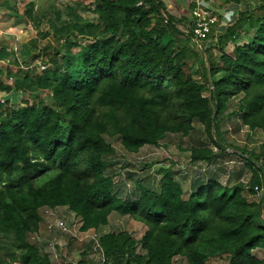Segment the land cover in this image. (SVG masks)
Instances as JSON below:
<instances>
[{
  "label": "trees",
  "instance_id": "16d2710c",
  "mask_svg": "<svg viewBox=\"0 0 264 264\" xmlns=\"http://www.w3.org/2000/svg\"><path fill=\"white\" fill-rule=\"evenodd\" d=\"M42 1L36 14L31 1L20 7L26 8L22 17L31 21L35 34L41 24L54 33L40 50L39 37L29 44L32 52L39 51L33 58L41 57L45 69L40 76L25 70L18 78L0 72V78L11 80L10 85L0 82L3 97L48 93L21 108L11 107L8 99L0 102V237L10 242L0 248V264H51L29 237L48 220V210L59 209L80 223L79 233L94 235L85 251L98 253L100 264H173L176 258L186 264H208L214 258L264 264L253 254L264 251V195L257 203L245 196V190L252 195L253 188L264 186L263 152L240 154L252 171L246 184L228 187L208 179L186 195L173 172L161 169L158 189L137 183V196L122 197L115 192L113 174L106 172L115 152L105 140L115 137L131 155L159 145L167 135L186 137L197 124L220 150H189L190 162L207 166L226 153L212 133L218 138L217 119L239 95L236 113L243 124L264 133V0L239 12L217 35L215 24L197 43L207 55V67L200 69L203 86L181 70L184 61L197 59L196 53L177 43L179 37L186 44L192 41L193 0H172L181 11L179 19L164 0H100L93 23L78 24L81 18L70 10L76 23L63 30L54 22L56 0ZM178 26H187L188 34ZM242 35L248 41L239 45ZM166 37L171 38L167 43ZM227 46L231 55L214 53ZM2 51L9 54L7 48ZM111 214L142 224V237H99L97 229L107 225ZM76 264L98 263L81 259Z\"/></svg>",
  "mask_w": 264,
  "mask_h": 264
},
{
  "label": "rangeland",
  "instance_id": "374dc122",
  "mask_svg": "<svg viewBox=\"0 0 264 264\" xmlns=\"http://www.w3.org/2000/svg\"><path fill=\"white\" fill-rule=\"evenodd\" d=\"M39 1V5L43 3V1ZM212 3L215 1L214 6L211 10L213 15L216 16V26L213 29L215 35L219 32V27L228 26L229 24L235 22L237 20V15L239 12L244 9L253 10L258 5L259 0H237L238 4L233 2H228L230 7L228 9L225 8L226 0H209ZM16 2H21L20 0H16ZM166 8L168 12L172 11L170 8V4L172 0H164ZM100 0H56L54 4L55 10L58 12V20H55V17H51L57 28L65 29L67 26H72L76 23L74 16L70 13V10L73 11V15L81 18V21L78 24H85L89 22H94L98 16L97 6L99 5ZM38 7V5L36 6ZM171 10V11H170ZM174 12V11H173ZM174 14V13H173ZM175 15H178L175 13ZM179 19V17H177ZM3 17L0 15V25L4 27V29L10 31L11 26L9 24L8 19L4 18V20H8L5 23H2ZM225 20V21H224ZM227 21V22H226ZM181 33L188 34V27L178 26ZM5 30H0V37L3 36ZM16 33L14 39L17 41L18 45L14 46V62L16 64H20L21 68L15 70L11 68L12 74L15 76L22 77L23 72L25 70L34 69L36 71V75L40 76L42 70L38 65L41 62L40 58H33L36 56L39 51L32 52L29 50L30 45L27 42L34 38L35 36L39 37L36 39L37 41V49L46 46V43L51 41L52 33L49 29L41 24L38 29V34H46V37L42 38L38 34H35L30 31V27H26L24 24H17L15 26V31L9 32L10 34ZM246 33L249 35L252 34L251 31L247 30ZM248 35H242V37L238 40L239 45H244L248 41ZM36 38V37H35ZM178 44L181 46L188 47L191 52L196 53L197 59L184 61L181 66V70L185 75L191 76L197 85H204L203 82L199 79L200 77V69L207 67V55L203 52L202 48L196 45L194 41H191L186 44V41L183 37H179ZM171 40L170 37H166L164 42L167 43ZM22 42H26L25 46L21 45ZM211 41H207L209 43ZM214 42V41H213ZM215 43V42H214ZM13 48V47H12ZM77 49H74L76 51ZM175 51V50H174ZM216 51V50H215ZM232 47L227 46L222 49L221 52H214L217 55L220 53L231 55ZM44 58V57H42ZM14 66V65H13ZM20 70L21 73H18ZM6 84H11V81H5ZM205 87V86H204ZM206 93L204 95H209V90L205 88ZM45 94V95H44ZM35 92L29 95V93L23 94H9L6 97L0 99V102L9 100V104L14 108H21L24 106V103H31L36 99H46V93ZM243 95H239L236 98H231L226 104V109L222 110V113L219 115L218 122V138L215 134L212 133L213 140H217L225 149L226 153H222V160H228L226 165L223 167L226 170L225 177L221 176L219 179L213 177V180H217L222 185H227L226 181H228V172L232 169L234 165L237 167H243L244 178H242V184H246L251 177V170L248 169L247 164L240 158V154L244 151L246 153L254 152L255 154H259L263 152L262 157L264 158V133L260 129L250 130L246 127L239 114L236 113L239 102ZM8 108V107H6ZM202 127L200 125L194 124V128L192 132H190L186 137H183L179 134L167 135L163 140L159 142L157 146H148V148L141 149L136 154H128L126 153L122 147L120 146L118 140L113 138L105 137V140L114 150V156L110 157L113 160V166L110 169H107L106 172L108 174H113V182L115 185V192L118 196H124L127 194H134L137 196V183L141 186L150 187L151 185L158 189L161 181L160 170H166L172 173V178L176 180L181 186L186 195L189 192V185L194 182L199 176L202 174L204 177H208L210 174H218L219 169H217L216 164L205 165L204 162H190V149L201 147H206L214 152L218 153L220 150L216 149L213 141H209L207 137L202 132ZM163 145V146H162ZM215 148V149H214ZM174 160V161H173ZM220 160V159H219ZM234 163H230V162ZM143 166V167H142ZM197 170V171H194ZM150 178V179H148ZM151 184L147 186L146 183ZM257 191H253L252 195L248 193V190H245V196L248 202L259 201L261 198L264 186L261 185L257 187ZM254 189V188H253ZM130 196V195H129ZM133 199V196L132 198ZM49 213V212H48ZM48 220H42L39 224V228L37 233L30 235L29 241L36 242L42 253L47 255L50 259L51 264H76L81 259H85L90 262L100 264L102 261L100 259V255L87 253L85 251V245L88 243L86 240L88 235L79 233L80 223L73 222V215L69 214L66 209H59L58 211H52L48 215ZM63 222L65 226H67L66 231H61L58 227H56L57 222ZM145 227L128 217H121L116 214H111L108 218V223L104 227H100L97 229V234L100 236L105 235L107 233L113 234H126L130 236L134 241H138L145 232ZM93 232L90 230V233ZM92 235V234H91ZM4 245H10V242L7 239L0 237V248ZM259 259H264V251L258 250L254 251ZM82 256L84 258H82ZM0 259L3 260V256H0ZM6 261V260H5ZM208 264H227V260L224 258H214L210 259ZM17 264V263H10ZM173 264H186L185 262L180 261L178 258L173 260Z\"/></svg>",
  "mask_w": 264,
  "mask_h": 264
},
{
  "label": "crops",
  "instance_id": "0c3cea01",
  "mask_svg": "<svg viewBox=\"0 0 264 264\" xmlns=\"http://www.w3.org/2000/svg\"><path fill=\"white\" fill-rule=\"evenodd\" d=\"M20 1L21 2H16V0H0V15H2V17H3L2 23H5L8 20H10L9 24L11 26L10 31H8V30L4 29V27L2 25H0V30H2V31L5 30V32H4L5 34L0 37V50H1V48H4V49L7 48V50L9 51V54L4 53V51L0 52V72L3 75H5L7 72L11 71V68L18 70L21 68L20 66H22L20 64V62H19V64H16L14 62V60H15L14 54L15 53H14L13 49H14V46L16 47V45H18L17 41L14 39V37L16 36V33L13 32L12 34H10L9 32H11L13 30L15 31V26L17 24L21 23V24H24L26 27L27 26L30 27V31L33 32L35 35L31 21H27L25 17H22L23 16L22 15L23 10H26V8L24 9V7L22 8V7H20V5H22L25 0H20ZM30 1L34 4L33 12L36 14L37 10L41 9V6L43 5V3L41 5H39L38 0H26L27 3H29ZM40 1H42V0H40ZM211 3H212V1H209V0L207 1V5L210 8H211ZM214 4H215V1L212 3V7L214 6ZM223 4L225 5L226 9H228L230 7L229 3L223 2ZM236 4H238V3H236ZM37 5H38V7H36ZM175 6L176 5L171 2V4H170V8H172V11L170 10L171 14L174 13L173 15L175 16V18H177V17L181 18V14H180L181 11L177 12L175 10L176 9ZM167 9H169V7H167ZM175 13H177L178 15H175ZM4 18H6L8 20L6 21V20H4ZM219 29L222 30V27H219ZM34 38H31L27 42V44H30V41L33 40ZM25 44H26V42H22L21 43L22 47H23V45L25 46ZM29 50H31V49L29 48ZM4 80L7 81L5 78H3V79H2V77L0 78V82L2 84H6V83H4ZM8 81H11V80L9 79ZM10 94L13 95V93H10ZM8 95H5V97ZM2 98H3V96L0 95V99H2ZM144 148L146 149V148H148V146H144L142 149H144ZM227 161L228 160H222V157L220 158V160L218 159L216 161H213L212 165L216 164L217 169H219L218 174L217 175L210 174V175H208V177H204L203 175H206V174H202L201 176H199V178L194 180V182L192 184L189 185V188H190L189 191L193 188V186L196 183L201 184V183L206 182L208 179H213V177L216 179H219L221 176H224L226 173V170L223 167L226 165ZM230 163H234V162L232 161ZM243 170H244L243 167H237L236 165H234L232 167V169L228 172V178H227L228 181H226V184H227L226 186L231 187L234 184L241 182L242 178H244ZM110 171H112V170L110 169ZM194 171H197V170H194ZM172 172H174V170Z\"/></svg>",
  "mask_w": 264,
  "mask_h": 264
},
{
  "label": "built area",
  "instance_id": "2783aa9c",
  "mask_svg": "<svg viewBox=\"0 0 264 264\" xmlns=\"http://www.w3.org/2000/svg\"><path fill=\"white\" fill-rule=\"evenodd\" d=\"M208 0H193L195 4V8L191 13V17L193 19V26H192V41H194L196 44H200L204 40H206L207 36L209 35L212 27L216 24V16L213 15V13L209 10H207L206 6L202 5L203 3L207 4ZM205 4V5H206ZM208 7V5H207ZM40 66L41 70H44L45 67L41 65V63L38 64ZM254 191H257V188H254ZM264 192V188L262 190ZM264 193L262 194V196ZM52 211H47L46 214L48 215ZM56 227H58L61 231H66L67 226L61 221L57 222ZM88 235L87 232L81 233ZM91 240H95L96 238L94 235L85 237Z\"/></svg>",
  "mask_w": 264,
  "mask_h": 264
}]
</instances>
